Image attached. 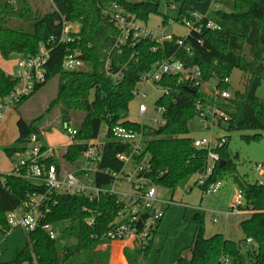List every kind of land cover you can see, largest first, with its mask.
Returning a JSON list of instances; mask_svg holds the SVG:
<instances>
[{
    "label": "trees",
    "instance_id": "16d2710c",
    "mask_svg": "<svg viewBox=\"0 0 264 264\" xmlns=\"http://www.w3.org/2000/svg\"><path fill=\"white\" fill-rule=\"evenodd\" d=\"M50 8L45 10L36 5L35 0H0V53L8 56L13 52L32 55L40 44L47 45L50 58L47 63L46 82L36 87L31 95L16 103L21 107L30 100L51 78L57 77L56 96L48 104L46 111L52 113L59 106L62 125L70 112L84 114L76 126L77 141L97 139L101 125L121 124L140 129L138 123L126 119L129 104L133 100L132 90L152 64L162 58L175 55L182 59L186 67L199 66L203 80L216 79L217 87L229 89L230 82L224 81L237 68L244 75V89L237 91L230 99H220L217 104L231 115L227 125L229 130L255 131L243 135L254 139L264 132V102L257 95V89L264 81V0H232L235 10L227 12L216 8L211 10L205 22L212 20L218 28L204 26L200 31H190L182 45L176 35L156 51L154 41L144 38L134 46L115 45L118 28L105 14V9L118 3L127 12L147 22L152 14H162L160 0H49ZM179 4L175 18L182 21L190 13L184 6L191 1L173 0ZM170 18L163 14L162 24ZM79 24L77 33H70V40L59 42L63 22ZM53 38V40L51 39ZM189 48V50H187ZM78 50L85 65L77 70L63 68L62 61L68 51ZM113 73L123 71V78L115 81L107 75L106 63ZM17 81L0 67V96L5 97L15 88ZM169 87V93L162 95L157 104L165 107V123L157 127L143 126L146 135L145 153L150 155V170L146 175L158 186L172 190L178 188L190 191L195 185L194 175L205 169L207 150L194 147L189 137V122L195 118V102L199 98L213 100V95L203 88H190L178 83L177 76L164 75L158 82ZM43 114L28 119L20 116L16 121L18 136L14 144L5 148L8 156L21 152L32 134L41 135ZM102 145V159L99 167L110 174L95 173V184H109L113 171H119L123 162L117 153L127 150L128 145L116 141L108 133ZM87 148L86 143L77 142L67 146L60 158H50L48 163L61 167L71 165L80 158ZM224 163L216 166L209 182L231 176L239 189L244 192L247 207L254 211L240 225L246 239L237 242L222 233L209 237L205 235L204 215L194 216L196 225L193 241L181 250L175 264H222L223 257L232 258L238 264H246L243 250L247 239L256 243L246 250L250 264H264V185L249 181L237 172L236 162L227 148V141L218 149ZM63 160V161H62ZM38 189L21 177L5 175L0 180V234L9 229L6 214L27 200V193ZM123 203L114 194L103 193L99 199L89 200L82 194L58 196V203L42 222L57 223L68 221V226L51 239L41 227L27 233V244L15 248L14 257L0 264H109L108 232L115 226L114 220ZM106 244L101 250L99 246ZM153 240L148 245L133 244L124 249L129 264H147V257Z\"/></svg>",
    "mask_w": 264,
    "mask_h": 264
},
{
    "label": "built area",
    "instance_id": "2783aa9c",
    "mask_svg": "<svg viewBox=\"0 0 264 264\" xmlns=\"http://www.w3.org/2000/svg\"><path fill=\"white\" fill-rule=\"evenodd\" d=\"M105 14L110 21L118 28V35L115 38V45L122 46L130 44L134 46L138 41L149 38L154 41L153 51L162 46L167 41H172L176 34L166 32L165 28H154L147 25L136 15L127 12L118 3L111 4L105 9ZM207 13L193 11L189 17H184L182 23L190 31H200L204 26L215 29L218 24L212 20L205 22ZM171 22V19L167 23ZM79 24L75 22L64 21L63 30L59 42L69 41L70 33H77ZM186 34V35H187ZM183 37L178 38V44L182 45ZM53 40V38H51ZM189 50V48H187ZM51 49L47 45L40 44L35 54H22V58L17 64L15 74L12 76L17 83L10 94L5 97L0 96V119L6 108L13 107L21 98L31 95L36 87L46 82V68L50 58ZM85 65L80 58L78 50L68 51L62 61L63 68L67 70H77ZM107 75L115 81L123 78V71L113 73L109 70V63H106ZM164 75H174L178 78V83L185 84L189 88H203L205 92L213 95V100L199 98L196 100L195 118L203 124L205 129L214 130L216 128H225L231 115L217 104L218 100L230 99L233 97L229 89L221 90L217 83L211 86V90L205 87L209 82L203 80L202 71L199 66L186 67L184 61L175 55L155 61L151 68L141 76L136 87L133 88V100L137 102V112L139 117L145 116L150 109L144 102L148 97L146 86L151 85L161 88V95L156 99L155 105L151 111L156 116L152 120L151 127H157L165 123V107L157 104V100L164 94L169 93V87L160 86L158 82ZM224 81L229 82L228 78ZM130 120V119H129ZM131 121V120H130ZM136 122V121H133ZM141 126L135 129L121 124L107 126L106 135L109 133L113 139L128 145V149L117 153V158L123 162V167L119 171H113L111 183L105 185L95 184V173L110 174L106 168L99 167L102 159V145L97 143L96 139L87 141H77L74 143H86L87 148L83 151L81 159L77 160L72 169L66 170L65 166L58 167L54 163H48L50 158H59L56 148H51L43 144L40 137L32 134L27 142V146L18 153L13 159V166L10 172L0 173V180L3 181L5 175H14L21 177L35 185V190L27 193V200L22 202L16 208L6 214L9 229L3 231L7 234L13 228L20 227L26 233L41 227L45 230L51 239L57 238L53 231V223L42 222L52 208L58 203V196L65 194H82L89 200L99 199L103 193L116 195L123 203L121 209L117 212L114 220L115 226L108 232L111 240H124L136 245H148L153 240L158 229L159 222L164 215L166 206L172 201L163 199L158 191L157 185L146 175L150 170V155L145 153L146 135L143 129L145 123L136 122ZM63 128L73 139L78 133L76 127L72 126L67 120L63 123ZM227 138L225 135L201 137L192 139L196 148L207 150V163L205 169L197 172L193 177V183L201 187L204 193H215L221 186V181L209 182L214 175L216 166L221 161L218 149L223 147ZM131 164L133 170L125 173V167ZM263 165L257 163L255 169L261 171ZM128 180L132 186L131 193H117L115 185L120 184L122 180ZM264 185V180L256 181ZM120 195L121 197H119ZM247 207L244 192L238 189L231 201L230 209L226 216L232 213L253 212ZM264 211V210H263ZM119 219V220H117ZM216 221V219H214ZM247 242H252L251 238ZM226 264V258L221 260Z\"/></svg>",
    "mask_w": 264,
    "mask_h": 264
},
{
    "label": "rangeland",
    "instance_id": "374dc122",
    "mask_svg": "<svg viewBox=\"0 0 264 264\" xmlns=\"http://www.w3.org/2000/svg\"><path fill=\"white\" fill-rule=\"evenodd\" d=\"M140 1V0H131ZM160 10L162 14H152L149 16L146 24L155 28H165L166 32H174L179 35H186L188 30L181 21L175 18L179 12V4L173 0H160ZM205 2V3H204ZM37 6L45 10L50 8L49 0H35ZM195 5H186L184 10L192 12L197 7V3L201 7L209 6V9H222L225 11H234L235 6L232 0H206L195 2ZM211 5V6H210ZM163 14L171 19V22L163 25ZM159 25V27H156ZM22 58L21 53L13 52L7 57L0 53V67L9 75L13 76L17 69V64ZM229 91L233 95L237 91L244 89L243 72L237 68L233 69L229 77ZM216 83V79L210 80L206 84L207 91L211 90V86ZM58 79L51 78L33 97L25 102L18 109L9 107L4 109L3 116L0 119V173H8L11 171V164L16 155L8 156L5 148L14 144L17 136V119L22 116L24 118H34L43 114V129L40 140L48 147L56 148L58 157L62 156L67 146L75 142L63 128L61 116L59 115V106L52 113L46 111L48 104L56 96ZM148 97L144 100L150 111L142 117L137 112V102L132 100L126 114V119L131 121L152 124L153 118H159L152 110L156 99L161 95V88L148 85L145 87ZM257 95L264 102V81L257 89ZM84 114L82 112L72 111L69 118L66 119L72 126L76 127L80 124ZM189 137L199 139L201 137L225 135L227 138V148L232 153L236 162L237 172L240 175L255 182L256 180H264V176L255 169L257 163L264 165V132L257 138L246 139L243 135H252L255 131H239L229 130L225 128H216L214 130L205 129L203 124L197 118L189 122ZM107 125H101L97 143H104ZM61 159V158H60ZM81 161L84 159L81 157ZM79 159V160H80ZM63 161V160H62ZM66 170H70L71 165L64 163ZM133 168L131 164L125 167V173H129ZM221 186L215 193H204L201 187L193 185L190 191L184 188H178L172 195V190L158 186V191L163 199L172 202L166 206L164 215L159 222L157 233L153 238V244L147 257V264H175L179 258L182 249L187 248L193 241L195 233L194 216L197 213L204 215L205 233L221 230L230 239L241 242L246 239L245 234L240 225L242 214L232 213L229 217H225L229 211L232 198L238 191V186L234 183L231 176H224L221 180ZM121 185H115L117 193H131L133 186L128 180H122ZM121 197L120 195H118ZM200 204L202 210L196 208ZM221 215L218 222L212 221V218ZM119 220V219H117ZM68 226V221H60L53 225V231L59 235ZM27 233L20 227L13 228L7 234H0V261H9L14 257L15 248H23L27 244ZM256 246L254 242H247L246 249L243 250L246 264H250V259L246 250L253 249ZM28 264V263H25ZM36 264V263H32ZM226 264H238L232 258H226Z\"/></svg>",
    "mask_w": 264,
    "mask_h": 264
},
{
    "label": "crops",
    "instance_id": "0c3cea01",
    "mask_svg": "<svg viewBox=\"0 0 264 264\" xmlns=\"http://www.w3.org/2000/svg\"><path fill=\"white\" fill-rule=\"evenodd\" d=\"M216 1V0H214ZM193 1H191L189 4H186V5H195L194 3H192ZM205 3V2H204ZM200 4H203L200 3ZM185 5V6H186ZM211 6V5H210ZM210 7L209 6H206V7H201L198 3H197V7H195V10L193 11H197V12H202V13H209L212 9H209ZM192 11V12H193ZM163 20V19H162ZM149 25V24H148ZM152 27V26H151ZM156 27H159V25H157ZM155 28V27H154ZM174 33V32H173ZM176 35H179L177 33H175ZM17 136H18V130H17ZM16 136V138H17ZM15 138V140H16ZM14 140V141H15ZM263 165V164H262ZM12 166H13V162L11 164V169H12ZM261 173L262 176H264V165H263V168L261 171H259ZM259 180V179H258ZM256 180V181H258ZM235 183V182H234ZM236 184V183H235ZM237 185V184H236ZM196 208L198 210H202V208L200 207V204L196 206ZM238 214H242L243 217L240 219V223L242 220L250 217V215L252 214L251 212H243V213H238ZM230 216V215H229ZM229 216H226L225 217H229ZM221 217V215H217L215 217L212 218V221H214V219H216V221L214 222H218L219 218ZM157 233V231H156ZM155 233V234H156ZM216 233H222L226 238L230 239L228 236H226L221 230H217V231H214V232H208V233H205L206 237H209L213 234H216ZM133 244L128 242V241H124V240H112L110 245H109V264H129L125 255H124V249L126 247H130L132 246ZM99 248L101 250H105L107 248V245L106 244H103L101 246H99Z\"/></svg>",
    "mask_w": 264,
    "mask_h": 264
},
{
    "label": "water",
    "instance_id": "95a60500",
    "mask_svg": "<svg viewBox=\"0 0 264 264\" xmlns=\"http://www.w3.org/2000/svg\"><path fill=\"white\" fill-rule=\"evenodd\" d=\"M227 12H229V11H227ZM189 90L191 91L192 94L196 93V91L194 89L190 88ZM224 162H225L224 159H221L220 164L222 165Z\"/></svg>",
    "mask_w": 264,
    "mask_h": 264
}]
</instances>
